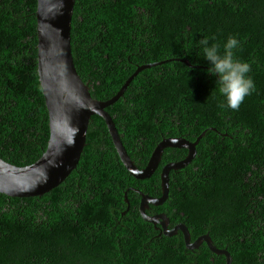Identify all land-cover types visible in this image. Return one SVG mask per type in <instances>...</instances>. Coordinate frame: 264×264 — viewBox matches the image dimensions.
Wrapping results in <instances>:
<instances>
[{"label": "trees", "instance_id": "1", "mask_svg": "<svg viewBox=\"0 0 264 264\" xmlns=\"http://www.w3.org/2000/svg\"><path fill=\"white\" fill-rule=\"evenodd\" d=\"M34 10L35 0H0V158L16 166L37 159L48 136ZM230 36L255 83L238 111L226 106L199 43L208 38L223 54ZM69 45L98 100L159 62L138 69L107 106L129 159L141 168L160 138L192 141L205 130L189 163L168 171L166 199L144 212L183 223L190 241L207 233L230 264H264V0H73ZM185 153L163 148L154 171L136 179L91 115L78 161L59 184L35 196L0 193V264H224L203 242L187 249L179 231L166 236L143 220L133 190L124 191L127 205L122 196L127 188L158 196L161 165Z\"/></svg>", "mask_w": 264, "mask_h": 264}, {"label": "water", "instance_id": "2", "mask_svg": "<svg viewBox=\"0 0 264 264\" xmlns=\"http://www.w3.org/2000/svg\"><path fill=\"white\" fill-rule=\"evenodd\" d=\"M72 4L73 0H35L36 74L47 113L48 136L39 157L29 164L16 166L0 158V193L11 197L35 196L59 184L78 161L89 117L97 115L104 122L120 163L136 179L147 178L154 171L163 148L186 150L183 158L161 165L158 174L160 190L158 196L152 197L131 188L124 189L122 196L127 205L124 191L133 190L139 195L137 210L143 220L152 225L158 224L162 233L167 236L179 231L187 249L196 248L203 242L211 253L223 255L224 264H230L231 257L227 250L212 244L207 233L200 234L190 241L188 230L183 223L178 222L168 230L167 217L164 213L147 215L144 212L149 204L156 206L166 199L168 171L182 168L189 163L195 154L194 146L205 129L192 141L180 136L160 138L150 151L144 166L137 168L119 140L111 117L107 113V106L122 94L138 69L154 66L159 62L137 67L109 98L105 100L91 98L87 86L75 71L71 57L69 39ZM173 59L189 65L185 59ZM206 129L219 134L214 128Z\"/></svg>", "mask_w": 264, "mask_h": 264}, {"label": "clouds", "instance_id": "3", "mask_svg": "<svg viewBox=\"0 0 264 264\" xmlns=\"http://www.w3.org/2000/svg\"><path fill=\"white\" fill-rule=\"evenodd\" d=\"M199 43L204 46L203 58L211 63L208 73L218 74L216 85H219L218 90L224 96L226 106L238 111L245 97L255 90L253 79L247 75L251 71L250 64L234 59L233 50L239 47L240 41L230 36L223 45V54L217 44L208 46V38H202ZM219 106L223 108L225 104Z\"/></svg>", "mask_w": 264, "mask_h": 264}, {"label": "flooded vegetation", "instance_id": "4", "mask_svg": "<svg viewBox=\"0 0 264 264\" xmlns=\"http://www.w3.org/2000/svg\"><path fill=\"white\" fill-rule=\"evenodd\" d=\"M145 210H150L149 208V205L145 208ZM157 213H161V212H154V213H150V215H154V214H157ZM178 223V222H177ZM176 223H173V224H170L169 223V220L167 218V224H166V228L169 230L173 227V225H175ZM154 227L160 232L162 233V231L160 230L159 228V225L158 224H154ZM177 232V231H176ZM177 234V233H176ZM167 236V235H166Z\"/></svg>", "mask_w": 264, "mask_h": 264}, {"label": "bare ground", "instance_id": "5", "mask_svg": "<svg viewBox=\"0 0 264 264\" xmlns=\"http://www.w3.org/2000/svg\"><path fill=\"white\" fill-rule=\"evenodd\" d=\"M178 59H181V58H178ZM182 59H185V58H182ZM185 60H187V59H185ZM188 62V61H187ZM188 64L190 65V63L188 62Z\"/></svg>", "mask_w": 264, "mask_h": 264}]
</instances>
